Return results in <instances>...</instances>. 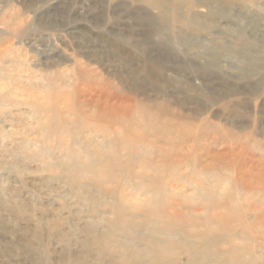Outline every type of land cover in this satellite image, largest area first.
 <instances>
[{
	"label": "rangeland",
	"instance_id": "obj_1",
	"mask_svg": "<svg viewBox=\"0 0 264 264\" xmlns=\"http://www.w3.org/2000/svg\"><path fill=\"white\" fill-rule=\"evenodd\" d=\"M234 247L264 264V0H0V264Z\"/></svg>",
	"mask_w": 264,
	"mask_h": 264
},
{
	"label": "bare ground",
	"instance_id": "obj_2",
	"mask_svg": "<svg viewBox=\"0 0 264 264\" xmlns=\"http://www.w3.org/2000/svg\"><path fill=\"white\" fill-rule=\"evenodd\" d=\"M96 167L97 166H95V167H93V166H91V167H89V173H96V174H98V173H100L101 172V170H103V168L102 167H98L97 169L98 170H96V171H93V169H96ZM107 170L109 171L110 170V168H107ZM107 220V219H106ZM105 221V220H104ZM155 240H153V241H149L148 243V246L147 247H149V245L152 243V242H154ZM159 243V242H158ZM136 248V247H135ZM134 248V249H135ZM141 248V247H140ZM131 249H133V248H131ZM144 249V248H143ZM146 249V248H145ZM136 250V249H135ZM208 250V249H207ZM214 250V249H213ZM139 251V250H138ZM135 252L136 254V256L138 255V253H139V255H140V252L142 251V248H141V250H140V252ZM233 251H234V253H233ZM240 250H238L237 248H233L230 252H229V255L231 254V258L230 259H228L226 262H224L223 264H258L259 262L256 260V257L255 258H251V256L249 255V256H247V255H243V252L241 253V252H239ZM130 252V251H129ZM166 252H168V253H170V254H172L173 255V253L175 254V252L174 251H172V250H166ZM208 253V252H207ZM212 253H213V255H214V257H217L218 259H221L222 258V256H223V253L224 252H222V251H216V250H214V251H212ZM228 253V252H227ZM245 253V252H244ZM145 254H147V250L145 251ZM209 254V253H208ZM208 254H206V255H208ZM247 254V253H246ZM129 255V254H128ZM143 256V255H142ZM174 256V255H173ZM209 256H211V253H210V255ZM224 256H226V255H224ZM141 257V256H140ZM238 258V262H233L232 261V259L233 258ZM210 258V257H209ZM208 258V259H209ZM211 258H213L212 256H211ZM132 259V258H131ZM141 259V258H140ZM204 257H194L193 259H192V262H194V264H207V262L206 261H204ZM207 259V258H206ZM210 260V259H209ZM168 260H166L165 262H162V263H160L159 262V264H170L169 262H172L171 264H178V261H177V259L176 258H174L173 260H170V261H168ZM213 262V261H212ZM212 262H210L211 264H212ZM209 263V264H210ZM214 263H218V261H215Z\"/></svg>",
	"mask_w": 264,
	"mask_h": 264
}]
</instances>
